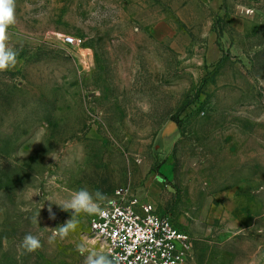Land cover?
Masks as SVG:
<instances>
[{"label": "rangeland", "instance_id": "rangeland-1", "mask_svg": "<svg viewBox=\"0 0 264 264\" xmlns=\"http://www.w3.org/2000/svg\"><path fill=\"white\" fill-rule=\"evenodd\" d=\"M15 14L0 264H83L78 244L103 250L94 214L50 243L73 214L54 203L87 188L101 207L121 186L192 237L188 264H264V0H15Z\"/></svg>", "mask_w": 264, "mask_h": 264}, {"label": "built area", "instance_id": "built-area-1", "mask_svg": "<svg viewBox=\"0 0 264 264\" xmlns=\"http://www.w3.org/2000/svg\"><path fill=\"white\" fill-rule=\"evenodd\" d=\"M67 45L77 44L66 36ZM89 220L90 233L106 253L120 264H188L193 258L192 237L161 211L139 197L130 186H121L114 198Z\"/></svg>", "mask_w": 264, "mask_h": 264}, {"label": "clouds", "instance_id": "clouds-1", "mask_svg": "<svg viewBox=\"0 0 264 264\" xmlns=\"http://www.w3.org/2000/svg\"><path fill=\"white\" fill-rule=\"evenodd\" d=\"M16 23L15 0H0V72H5L13 68L17 63L18 53L6 43L8 39L7 30ZM106 199L104 193L96 191L90 192L87 188H81L72 193L71 197L58 205L64 211H71L72 217L64 225L53 229L49 242L57 237L64 239L70 231L77 227L76 216L84 213L88 215L98 214L101 211L99 201ZM50 218H55V213L51 205L48 208ZM38 216L33 218L34 223H38ZM42 247L39 235L28 233L21 241V248L28 253L37 251ZM77 251L84 256L83 264H120V257L113 256L103 250L89 249L85 243L77 245Z\"/></svg>", "mask_w": 264, "mask_h": 264}]
</instances>
